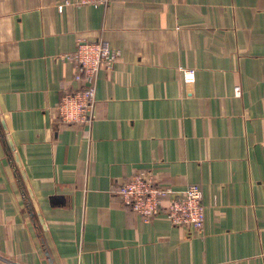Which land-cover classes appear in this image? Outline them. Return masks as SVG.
<instances>
[{"label":"crops","instance_id":"obj_1","mask_svg":"<svg viewBox=\"0 0 264 264\" xmlns=\"http://www.w3.org/2000/svg\"><path fill=\"white\" fill-rule=\"evenodd\" d=\"M63 1L0 0V264H264V0ZM79 40L120 51L92 125L59 120ZM145 169L202 232L126 208Z\"/></svg>","mask_w":264,"mask_h":264},{"label":"built area","instance_id":"obj_2","mask_svg":"<svg viewBox=\"0 0 264 264\" xmlns=\"http://www.w3.org/2000/svg\"><path fill=\"white\" fill-rule=\"evenodd\" d=\"M114 0H64L58 5L62 11L68 5L101 7ZM76 63L75 79L80 83L76 90L65 93L58 105L59 120L65 123L92 125L97 114L96 85L100 71L112 69L120 51L104 40H79L76 49L67 56ZM186 83L196 81V69L181 67ZM118 194L127 209L145 220L166 212L170 221L185 227L190 234L202 232L206 221V206L202 187L191 183L177 190L164 183L151 170H140L118 187Z\"/></svg>","mask_w":264,"mask_h":264}]
</instances>
